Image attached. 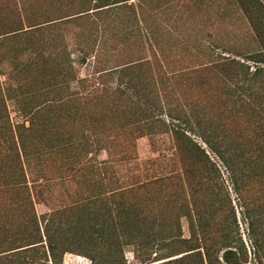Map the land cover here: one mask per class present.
I'll use <instances>...</instances> for the list:
<instances>
[{"label": "trees", "instance_id": "16d2710c", "mask_svg": "<svg viewBox=\"0 0 264 264\" xmlns=\"http://www.w3.org/2000/svg\"><path fill=\"white\" fill-rule=\"evenodd\" d=\"M118 1L123 0H100L99 4L93 7L94 12L100 14L103 12L101 6ZM258 9L264 11L261 4ZM246 13L249 16L251 11L247 9ZM84 15H77L76 19ZM255 31L258 35L259 50L250 52L243 60L223 56L191 71L194 84L198 85L199 89L206 88L209 89L208 92L223 95L220 96L223 102L213 107L212 112L203 104L190 102L167 106L163 113L156 98L154 99L149 89L143 85L149 84L143 72L137 74V84L126 80L124 84L108 86L105 80L108 72L118 70L119 67H100L102 60L97 58L96 53L92 55L90 46L85 45L80 60L86 61L92 55L93 70L84 77L72 78L82 90L70 91L69 97L62 101L61 88L52 87L48 92L52 95L49 101L53 102L36 105L44 106L43 111H55L61 118L60 121L64 117L77 119L84 124L87 121L95 146L84 151L79 146L84 143L80 142L81 137L74 138L76 134L73 133V127L68 128L65 121L61 122L60 130H50L46 137L48 141H52V132L55 133L57 145L46 141L39 147L41 140L38 139L39 136H35V131L48 132L49 129L38 116L41 114L37 110L40 107L31 109L23 100V96H30L22 95L21 88L31 80L21 81L18 78L28 76L33 66L39 65L37 58L33 57L18 70L12 69L13 75L9 76L12 80L10 87L16 91L15 108L22 119L16 122L10 120L0 85V212L4 201L9 200L23 212V221L31 229L29 238L32 239L10 248L27 245L15 250L30 253L24 264L33 262L41 245L39 242L42 241L27 187L25 163L36 160L39 165H44L45 150L59 147L63 156L66 152V159H72L77 165L76 170L85 167H111L112 157H116L113 149L115 146H110V150L106 149L112 157L100 160L96 157L101 147L100 142H103L101 136H96L97 123L101 126L106 116L110 117L107 121H121L119 126L129 122L130 117L137 122L136 116H142L144 119L137 125L141 129L149 130L155 124H163L170 131L171 156L177 169L156 172L126 188L118 186L107 196H104L103 188L100 191L102 194L99 191L87 192L88 195L84 196L82 201L55 208L47 213L43 230L46 247L52 258H55L58 251L69 250L59 248V245L64 243L62 239H66L68 243L71 241L85 249L80 251L92 260L96 256L93 253L100 247H104L105 251L102 258L108 261L107 250L111 246L119 252L124 245L131 244L134 251L138 252L137 255H143L144 261L148 262L188 251L155 264H264V29L256 26ZM60 61L55 58L44 59L41 72L49 71L43 75L49 76L48 74H52L57 68L64 71L70 68L68 64L61 66ZM135 66L137 68L138 65L121 67L119 72L123 74ZM127 92L128 102L123 108L117 106L114 98L119 99L118 95ZM113 95L114 98L111 99ZM81 99L83 103L79 101ZM228 99L234 108L226 103ZM74 103L76 107H73ZM86 104L87 108L84 106ZM192 134L198 136L202 143ZM203 143L214 158L209 156ZM113 144L121 145L124 142L116 138ZM70 150L72 151L69 152ZM88 153H91L89 157ZM157 160L151 158L148 162L153 164ZM220 165L225 170L224 177ZM41 173L42 177L47 175L45 169ZM111 178L105 175L100 177V186H108ZM227 184L235 194L245 240ZM150 189L157 190L156 194H160L154 203L158 210L165 209V214L150 216L142 213V206L147 207L149 204L146 203L151 200L148 198ZM7 191L12 194L5 196ZM109 197H112V206L106 202ZM95 203L99 205L96 206ZM99 207L103 208V212L98 210ZM181 217H185L187 221L188 237L182 236ZM8 226L1 223L0 229L7 230L5 227ZM175 245H183V248L169 250ZM163 248L168 251L159 258L151 259L152 252L157 254V251Z\"/></svg>", "mask_w": 264, "mask_h": 264}, {"label": "rangeland", "instance_id": "374dc122", "mask_svg": "<svg viewBox=\"0 0 264 264\" xmlns=\"http://www.w3.org/2000/svg\"><path fill=\"white\" fill-rule=\"evenodd\" d=\"M98 2L100 0H0L2 97L7 104L10 120L20 121L22 118L16 112L14 103L17 94L10 87L12 80L9 76L13 75L12 69L18 70L33 57L37 58L39 65L33 66L28 76H18V78L21 81L31 80L21 88L22 95L28 94L31 98L23 96V100L31 106V109L40 107L37 109L41 112L38 116L43 125L49 129L48 132L35 131V136H39L38 139L41 140L39 147L42 146V142L44 144L49 140L46 137L50 134V130L53 132L60 130L61 122L64 121L68 128L73 127V133L76 134L74 138L81 137L80 142L85 143L79 145L83 151L95 146L93 133L87 121L84 124L77 119H69L71 117H64L60 121L61 118L55 111H43L44 106H36L53 102L49 101L52 95L48 92L52 90V87L61 88L62 101L69 97L70 91L82 90V87L72 78L73 76L84 77L93 70L91 58L95 53L103 62L100 67H119L118 70L108 72L105 78L108 86L115 87L118 83L124 84L126 80L137 84V74L143 72L149 83L148 86L143 85L147 90L149 89L150 95L156 98L163 113L167 106L190 102L203 104L212 112L213 107L223 102L221 98L223 95L220 97L212 91L208 92L209 89H199L198 85L194 84L191 71L211 61L219 60L223 56L243 60L244 56L250 52L260 49L255 28L257 26L261 30L264 29V11L258 9L260 4L264 9L263 0H123L101 6L103 12L97 14L93 7L98 5ZM246 8L251 11L249 16ZM81 10L84 11L79 12ZM80 14L85 15L76 19V16ZM85 45L90 46L92 55L86 61H81L80 56ZM48 58L61 60V66L68 64L70 68L66 69L67 72L57 68L55 72L45 77L43 73L49 70L41 72V68L44 59ZM134 65H138L137 68L135 66L131 68L132 70L120 74L121 67ZM140 66L143 70H140ZM127 95H129L128 92L118 95L119 99L114 98V95L110 98H114L115 104L123 108L128 102ZM226 103L234 108L233 105L231 106V100L228 99ZM84 106L87 108V104ZM73 107H76L75 103ZM109 118L106 116L101 126L97 123L96 136H101L103 142H100L101 147L96 157L98 160L110 158L111 155L107 150L112 149L110 146H115L113 149L116 157L111 156L113 159L110 162L111 167H85L76 170L77 165L72 159H66V152L63 156L59 147L45 150L44 165H39L36 160L25 163L29 196L42 236L38 253L30 264H155L188 252L184 251L148 262V260L144 261L143 255H137L138 252L134 251L133 245L127 244L119 252L111 246L107 250L108 261L102 258L105 251L104 247H100L93 253L96 256L92 260L90 256L81 252L85 249L79 247L80 245L71 241L68 243V240L62 239L64 243L59 245V248L69 250L58 251L55 258L50 256L43 230L47 213L55 208L82 201L89 192H100L103 188L106 192L102 193L107 196L118 186L126 188L156 172L177 169L171 156L170 131L163 124H155L148 130L137 126L144 121L142 116H136L137 122L130 117L129 122L122 123L121 126H119L121 121L114 123L107 121ZM53 132L52 134L56 135ZM54 135H51L53 140L48 142L56 146L57 141ZM192 136L202 143L198 136L193 134ZM116 138L124 144H113ZM203 146L209 156L214 158L204 143ZM161 154L164 156H160ZM90 155L91 153H88L87 157ZM121 155L124 157L118 159ZM151 158L158 160L151 164L148 162ZM43 169L47 172L45 177L41 175ZM220 170L224 177L225 170L221 165ZM104 175L112 178L108 186L102 187L100 177ZM227 186L231 203L236 210L240 231L245 240L243 224L237 212L235 194L230 185L227 184ZM156 191L148 190V198L150 197L151 200L146 203L149 204L147 207L142 206V213L150 216L166 213L165 209L158 210L154 203L160 195H157ZM9 193L11 192L7 191L5 196ZM111 201L112 197L106 199L110 206L113 204ZM95 205L99 204L95 203ZM98 210L103 212V208L99 207ZM1 223L10 226L5 227L8 229L4 231L0 229V264H24L25 259L30 257V253L15 250L27 245L10 249L24 244L27 239H32L29 238L31 229L23 221V212L9 200L4 201L0 212ZM180 224L182 236L188 237L185 217H181ZM182 248L183 245H175L169 250ZM13 251L18 254H14ZM167 251V248L159 249L157 254L152 252L150 257L151 259L159 258Z\"/></svg>", "mask_w": 264, "mask_h": 264}]
</instances>
